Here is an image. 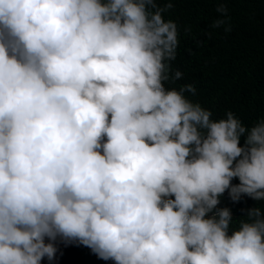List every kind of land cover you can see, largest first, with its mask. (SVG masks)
Returning <instances> with one entry per match:
<instances>
[{"label":"clouds","instance_id":"1","mask_svg":"<svg viewBox=\"0 0 264 264\" xmlns=\"http://www.w3.org/2000/svg\"><path fill=\"white\" fill-rule=\"evenodd\" d=\"M171 7L0 0V264H264V114L214 120Z\"/></svg>","mask_w":264,"mask_h":264},{"label":"trees","instance_id":"2","mask_svg":"<svg viewBox=\"0 0 264 264\" xmlns=\"http://www.w3.org/2000/svg\"><path fill=\"white\" fill-rule=\"evenodd\" d=\"M156 3L172 4L163 17L177 26L185 69L193 79L191 85L200 88V100L217 113L214 120L225 118L231 111L250 126L263 115L264 0H156ZM221 4L227 9L224 14L217 11ZM217 20L224 23L214 27ZM256 204L254 199L243 195L239 202L230 199L225 207L234 216L242 217ZM97 258L92 250L83 255L87 263Z\"/></svg>","mask_w":264,"mask_h":264}]
</instances>
